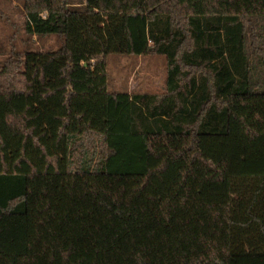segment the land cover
Here are the masks:
<instances>
[{
    "label": "trees",
    "instance_id": "trees-1",
    "mask_svg": "<svg viewBox=\"0 0 264 264\" xmlns=\"http://www.w3.org/2000/svg\"><path fill=\"white\" fill-rule=\"evenodd\" d=\"M22 1L61 44L0 65V264H264V0Z\"/></svg>",
    "mask_w": 264,
    "mask_h": 264
},
{
    "label": "rangeland",
    "instance_id": "rangeland-1",
    "mask_svg": "<svg viewBox=\"0 0 264 264\" xmlns=\"http://www.w3.org/2000/svg\"><path fill=\"white\" fill-rule=\"evenodd\" d=\"M81 1L70 0L75 4ZM60 44L55 35L36 36L25 32L22 0H0V65L11 52H46L57 49ZM104 60L110 92L162 93L165 89L166 60L162 55L109 53Z\"/></svg>",
    "mask_w": 264,
    "mask_h": 264
},
{
    "label": "water",
    "instance_id": "water-1",
    "mask_svg": "<svg viewBox=\"0 0 264 264\" xmlns=\"http://www.w3.org/2000/svg\"><path fill=\"white\" fill-rule=\"evenodd\" d=\"M84 65H86V63H84Z\"/></svg>",
    "mask_w": 264,
    "mask_h": 264
}]
</instances>
